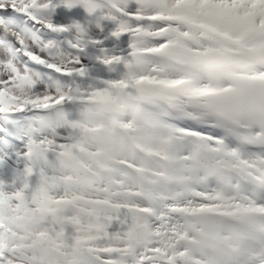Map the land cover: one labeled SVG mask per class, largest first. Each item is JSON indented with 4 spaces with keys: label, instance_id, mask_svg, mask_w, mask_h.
Listing matches in <instances>:
<instances>
[{
    "label": "snow or ice",
    "instance_id": "obj_1",
    "mask_svg": "<svg viewBox=\"0 0 264 264\" xmlns=\"http://www.w3.org/2000/svg\"><path fill=\"white\" fill-rule=\"evenodd\" d=\"M0 264H264V0H0Z\"/></svg>",
    "mask_w": 264,
    "mask_h": 264
}]
</instances>
